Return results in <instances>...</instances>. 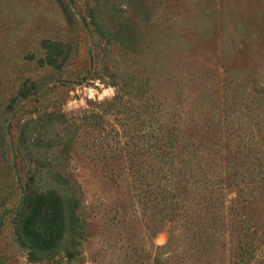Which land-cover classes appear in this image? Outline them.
I'll list each match as a JSON object with an SVG mask.
<instances>
[{
	"label": "rangeland",
	"instance_id": "374dc122",
	"mask_svg": "<svg viewBox=\"0 0 264 264\" xmlns=\"http://www.w3.org/2000/svg\"><path fill=\"white\" fill-rule=\"evenodd\" d=\"M28 184L72 229L3 264H264V0H0V217Z\"/></svg>",
	"mask_w": 264,
	"mask_h": 264
},
{
	"label": "trees",
	"instance_id": "16d2710c",
	"mask_svg": "<svg viewBox=\"0 0 264 264\" xmlns=\"http://www.w3.org/2000/svg\"><path fill=\"white\" fill-rule=\"evenodd\" d=\"M51 46L56 48L49 50L47 60L49 65L56 67L58 55L61 53L60 45ZM38 92L36 85L32 83L20 89L18 99L24 100L36 96ZM35 141L38 142V139ZM172 147H174L173 143L170 148ZM254 172L253 169L251 174ZM262 174V170L257 173V175ZM23 199L22 208L13 211L16 241L22 250L28 252L30 262L50 261L60 253L72 229L70 199L56 188L40 189L29 184L24 191Z\"/></svg>",
	"mask_w": 264,
	"mask_h": 264
},
{
	"label": "water",
	"instance_id": "95a60500",
	"mask_svg": "<svg viewBox=\"0 0 264 264\" xmlns=\"http://www.w3.org/2000/svg\"><path fill=\"white\" fill-rule=\"evenodd\" d=\"M69 1L71 2V4H73V0H69ZM13 153H14V151H13ZM14 167H15V169H16V162H14ZM23 201H24V199H23V197H22L19 206H18L15 210H10V211L6 212L5 214H3V215L0 217V233H1V230H2V227H3L4 219H5L9 214H11L13 211H19V210L22 208V206H23ZM0 264H3L2 260H1V257H0Z\"/></svg>",
	"mask_w": 264,
	"mask_h": 264
}]
</instances>
